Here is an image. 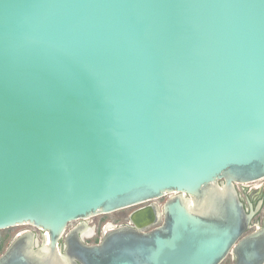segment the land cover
Wrapping results in <instances>:
<instances>
[{
  "label": "water",
  "instance_id": "water-1",
  "mask_svg": "<svg viewBox=\"0 0 264 264\" xmlns=\"http://www.w3.org/2000/svg\"><path fill=\"white\" fill-rule=\"evenodd\" d=\"M262 178L264 0H0V264H264Z\"/></svg>",
  "mask_w": 264,
  "mask_h": 264
},
{
  "label": "flooded vegetation",
  "instance_id": "flooded-vegetation-1",
  "mask_svg": "<svg viewBox=\"0 0 264 264\" xmlns=\"http://www.w3.org/2000/svg\"><path fill=\"white\" fill-rule=\"evenodd\" d=\"M257 181H264V178L260 179V180H257ZM257 181H254V182H249V183H243V184H238L237 185V189H238V192L240 194V198L242 200V203H243V207L246 211H249L250 209H255L257 206H258V209L256 211V213L253 215L251 221H250V225L251 227L249 228L248 231H246L245 234L249 233V232H252L254 230H257L259 228H261L262 226V219L263 217L261 218L260 220V223L259 225L255 226L254 228L253 227V223H254V220L255 218L258 216V214L264 209V182H261L260 185H251V184H254L255 182ZM149 203H152L151 201H148V202H145V203H141V204H138L139 206H137V208H140V207H143ZM136 208V209H137ZM89 219V218H88ZM86 219L85 222L93 228L91 234L89 236H85L84 239H83V242L86 243V244H95V243H98L103 235H104V232L102 233L101 237L99 239H96L95 241H90L91 238L94 236L95 234V230H94V226L92 224H90L91 222H88L89 220ZM79 223H81V221H74L73 223L69 224L66 231L64 232V235L63 237L60 239L59 243L61 245L60 247V250L61 251H64V241H65V235L67 234V232L73 228L74 226L78 225ZM129 223V222H128ZM111 223H106V226L109 225ZM124 224H127V223H124ZM119 225H123V224H119ZM119 225H116V226H119ZM32 227V226H31ZM150 228H147L146 230H148ZM27 230H33L37 233V236L39 238V240H41V236H42V231L39 230V229H36L34 227L32 228H28V229H24L20 232H18L17 234H20L24 231H27ZM16 234V235H17ZM90 239V240H89ZM7 247V246H6ZM5 247V248H6ZM4 251V249H3ZM1 251L0 254L3 252ZM227 258H230L231 260V263L230 264H233L234 263V257L232 255V253H229L226 258L222 261V263L227 259Z\"/></svg>",
  "mask_w": 264,
  "mask_h": 264
},
{
  "label": "rangeland",
  "instance_id": "rangeland-1",
  "mask_svg": "<svg viewBox=\"0 0 264 264\" xmlns=\"http://www.w3.org/2000/svg\"><path fill=\"white\" fill-rule=\"evenodd\" d=\"M261 182H264V181H257L251 185H256V184L260 185ZM166 199H167V196H164V197H161L158 199H154L151 202L153 204H155L158 208H161L162 204L164 203V201ZM137 206H139V205L130 206V207L123 208L120 210H116V211H113L110 213L98 214V215L90 217L88 219L89 220L88 222H91L90 224H92L94 226L95 234L91 238V240L90 239L89 240L95 241L96 239H99L101 237L102 233L104 232V230L106 229V223H111V225H113V226L128 223L130 221V218H129L130 213L134 209H136ZM263 216H264V209L255 218L252 228L259 225L260 220ZM28 228H32V227L30 225H19V226H14V227H10L7 229L0 230V245H1L0 246V252L3 251V249H5V247L9 244V242L14 238V236L18 232H20L24 229H28ZM230 263H231L230 258H227L221 264H230Z\"/></svg>",
  "mask_w": 264,
  "mask_h": 264
},
{
  "label": "trees",
  "instance_id": "trees-1",
  "mask_svg": "<svg viewBox=\"0 0 264 264\" xmlns=\"http://www.w3.org/2000/svg\"><path fill=\"white\" fill-rule=\"evenodd\" d=\"M1 246V245H0Z\"/></svg>",
  "mask_w": 264,
  "mask_h": 264
}]
</instances>
